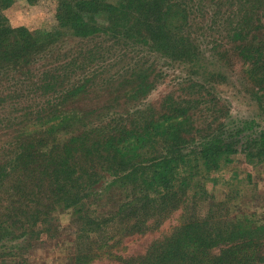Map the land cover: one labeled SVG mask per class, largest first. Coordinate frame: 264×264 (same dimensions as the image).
<instances>
[{
    "label": "trees",
    "instance_id": "obj_1",
    "mask_svg": "<svg viewBox=\"0 0 264 264\" xmlns=\"http://www.w3.org/2000/svg\"><path fill=\"white\" fill-rule=\"evenodd\" d=\"M13 2L0 0V73L27 68L51 36L41 32L32 36L22 27L11 29L3 10ZM197 4L205 12L216 9L211 16L202 14L204 29L218 23L219 37L206 44L212 57L229 61L231 54L245 64V78L253 85L264 113V0H58V34L68 32L89 39L103 35L116 47L128 40L184 62L194 69L187 79L189 92L194 89V93L188 92L190 98L166 95L158 105L135 110L128 126L115 124L107 132L83 122L78 112L60 109L53 118L49 114L51 119L44 116L42 122H33L30 132L34 140L23 146L16 164H0V186L9 178L12 187L5 193L10 188L13 191L6 198L9 204L0 211V245L6 235L14 239L23 235L13 233L12 227L20 233L40 234L42 228L37 227L51 224L55 210L74 208L81 223L79 231L90 243L77 248L72 264H91L101 248L93 235L121 227L144 232L149 220L158 224L181 208L180 223L168 236L121 264L264 263V223L234 220L215 210L214 198L205 187L206 177L239 150L252 161L264 162V130L249 134L245 132L247 121L231 123L230 115L223 117L220 100L200 81L190 80L204 60L197 37L189 31ZM224 45L229 49L219 52ZM105 52L106 48L96 54L89 51L83 57L87 62L74 75L50 69L53 79L72 78L70 86L62 90L61 104L65 100L76 108L93 104L88 95L94 87L95 70L89 67L99 64V72L109 66ZM86 63H90L88 68ZM139 67L130 68L134 76L128 80L131 89H124V96L151 91L154 84L148 78L149 70ZM204 67L206 81H217L220 75ZM104 72L102 69L96 76ZM46 73L42 82L49 77ZM51 85H41L47 99L55 91ZM47 105L49 110L54 108L52 99ZM106 175L112 177L106 190L120 188L118 204L105 216L85 214L83 208L93 186ZM203 203L208 208L201 212ZM216 246L221 249L214 254L211 250Z\"/></svg>",
    "mask_w": 264,
    "mask_h": 264
},
{
    "label": "rangeland",
    "instance_id": "obj_2",
    "mask_svg": "<svg viewBox=\"0 0 264 264\" xmlns=\"http://www.w3.org/2000/svg\"><path fill=\"white\" fill-rule=\"evenodd\" d=\"M57 7L58 0H14L3 10L11 29L22 27L32 36H38L39 32L50 33L51 36L42 43V52L37 60L27 68L0 73V164H16L23 146L34 140L30 132L34 128L33 122H42L44 116L51 119L49 114H52L53 118L57 109L78 112L82 115L83 122H91L100 132H107L115 124L123 123L128 126L132 123L131 117L135 116V110L142 111L148 106L158 105L166 95L192 97L187 95L190 88L187 79L194 71L190 65L150 51L146 46L134 45L128 40L116 47L103 35L89 39L73 36L68 32L58 34L60 24L57 19ZM195 10V17L191 15L189 31L197 37L204 60L200 61L203 66L201 63L197 65L198 69L195 66L198 73H194L190 80L200 81L212 97L220 100L223 117L230 115L231 123L247 121L245 126L248 129L245 132L249 134L264 130V113L253 94V85L245 78V64L231 54L229 61L212 57L213 53L208 49V41L219 37L216 33L218 23L213 22V31L208 28L209 25L204 29V16H207V13L211 16L216 9L205 12V9L197 4ZM229 47L224 45L219 52ZM102 48H106V64L109 66L100 68L97 72L96 66L99 64L90 66V63H86L87 68L90 66L89 69L95 70L94 87L88 95L93 104L77 108L67 104L66 100L61 104L62 90L70 86L72 78L53 79L50 69L74 75L82 62L86 61L83 58L85 54L89 51L96 54ZM141 65L149 70L148 78L152 85L154 84L151 91L139 96L125 93L124 96V89H131L128 80L134 76L130 68L136 66L138 70ZM204 65L220 75L219 81H206L207 69ZM102 69L105 72L96 76ZM47 71L46 75L49 77L42 82V76ZM103 80L106 82L101 84ZM42 83H53L50 87L55 88L48 99L42 93ZM192 92L194 93V89ZM195 95L194 97L198 98ZM49 99H52L54 104L51 110L47 107ZM76 101L81 104V99ZM73 104L76 105L75 102ZM111 178L106 175L93 186L92 195L87 198L83 208L85 214L92 217L105 216L106 212L113 210L118 204L121 198L119 186L106 190ZM8 179H4L5 183H2L5 186H0V211L7 207L9 202L6 198L13 193L11 188L8 195L5 193V190L9 189L8 186H11L7 183ZM29 185L32 186L30 183ZM205 187L208 196L214 198L215 210L227 213L234 220L264 223V162L256 159L252 161L239 150L232 155L229 162L206 177ZM200 208L201 212L206 210L207 203H203ZM74 210H55L50 217L51 224L37 227L42 228L40 234L29 235L30 231L27 230L20 233V230L12 227L13 233L23 235L16 239L6 235L7 239L1 241L0 264H72L77 248L90 243L79 231L81 223L78 222ZM181 212V208L176 209L158 224L149 220L144 232H128L121 227L117 231L108 229L105 234L93 235L100 244L98 248H101L96 251L91 264H121L125 258L145 253L150 244L164 239L180 223ZM220 247L212 248L211 252L219 253Z\"/></svg>",
    "mask_w": 264,
    "mask_h": 264
}]
</instances>
